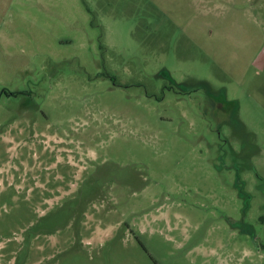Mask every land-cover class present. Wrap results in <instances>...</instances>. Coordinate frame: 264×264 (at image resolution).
<instances>
[{
  "label": "rangeland",
  "instance_id": "374dc122",
  "mask_svg": "<svg viewBox=\"0 0 264 264\" xmlns=\"http://www.w3.org/2000/svg\"><path fill=\"white\" fill-rule=\"evenodd\" d=\"M263 48L264 0H0V264H264Z\"/></svg>",
  "mask_w": 264,
  "mask_h": 264
},
{
  "label": "flooded vegetation",
  "instance_id": "af4514ba",
  "mask_svg": "<svg viewBox=\"0 0 264 264\" xmlns=\"http://www.w3.org/2000/svg\"><path fill=\"white\" fill-rule=\"evenodd\" d=\"M80 159L82 160V157H80ZM63 161L66 162L65 157L63 158ZM68 163L71 166L66 170L64 167L52 168L44 166L38 169H33V167L29 166L27 168L21 167L19 168V171L14 174V176H16V182H11V185L16 191L27 190L30 193L41 195L46 194L49 191L66 190L67 183H69L66 182V177L70 180H72L73 177H76V180H81L83 172H86L87 170H89L88 173L90 174V178L88 179L92 180L93 175H95V168H78L76 166L78 161L73 160L72 158L68 159ZM71 182L70 184H72ZM37 200L42 201L43 204H45L48 199L38 198Z\"/></svg>",
  "mask_w": 264,
  "mask_h": 264
},
{
  "label": "water",
  "instance_id": "95a60500",
  "mask_svg": "<svg viewBox=\"0 0 264 264\" xmlns=\"http://www.w3.org/2000/svg\"><path fill=\"white\" fill-rule=\"evenodd\" d=\"M255 64L259 68H263L264 67V48L260 51L257 59L255 60Z\"/></svg>",
  "mask_w": 264,
  "mask_h": 264
}]
</instances>
